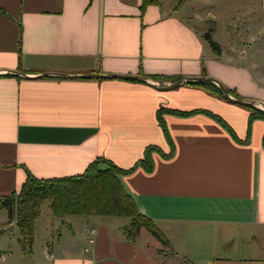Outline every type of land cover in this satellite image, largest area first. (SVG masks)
<instances>
[{
	"label": "crops",
	"instance_id": "1",
	"mask_svg": "<svg viewBox=\"0 0 264 264\" xmlns=\"http://www.w3.org/2000/svg\"><path fill=\"white\" fill-rule=\"evenodd\" d=\"M146 1L0 0V196L18 194L28 174L78 176L97 158L130 169L154 146L161 152L151 154V171L138 167L121 183L168 244L144 228L129 239V220L60 218L48 205L26 249L16 220L0 209V264H163L166 255L187 264H264V120L249 122L244 106L186 85L204 69L264 110L261 23L227 26L246 42H216L217 55L203 39L211 15L186 14L189 0L167 8ZM172 79L183 83L159 89ZM237 241L247 243L235 251ZM163 247L168 253L159 254Z\"/></svg>",
	"mask_w": 264,
	"mask_h": 264
},
{
	"label": "trees",
	"instance_id": "2",
	"mask_svg": "<svg viewBox=\"0 0 264 264\" xmlns=\"http://www.w3.org/2000/svg\"><path fill=\"white\" fill-rule=\"evenodd\" d=\"M145 2L148 1L145 0ZM203 39L209 43L211 49L217 55H220V47L212 41L210 33L204 34ZM143 76L161 82L165 80L162 76ZM202 76L204 78L206 76L204 69ZM172 80L176 82L179 79ZM186 85L200 87L210 94L224 99L221 90L212 82H187ZM227 92L234 98L239 99V97L233 95L234 91L227 89ZM244 107L250 111L249 122L254 119L264 120V111L256 109L253 105ZM192 113L176 112V114L182 116ZM162 114V109H159L157 119L165 138L171 146L170 156L172 155L173 146L163 123ZM211 116L232 134L231 129L222 119L215 115ZM154 152L160 153L161 151L154 146L147 147L143 158L130 169H122L108 159L97 158L86 168L83 174L78 176L39 180L28 174L18 194L11 193L0 196V209H5L8 212L9 220H16L23 247L26 249H29L32 244L34 221L39 215L41 204L46 200L49 201V207L56 217L126 218L129 220V224L123 230L129 239L136 238L140 229L144 228L161 244L167 245L168 240L164 234L151 219L139 211L133 197L121 183L122 176L132 173L138 167L150 172L152 169L151 154ZM162 155L167 157V155Z\"/></svg>",
	"mask_w": 264,
	"mask_h": 264
},
{
	"label": "rangeland",
	"instance_id": "3",
	"mask_svg": "<svg viewBox=\"0 0 264 264\" xmlns=\"http://www.w3.org/2000/svg\"><path fill=\"white\" fill-rule=\"evenodd\" d=\"M163 7L167 8L172 1L174 0H163ZM180 0H175L174 4H177ZM185 1V0H183ZM260 0H189L183 6V11L188 14L191 12V9H194V13H198L201 18L205 19L206 21L210 19V15L213 18V22L207 21V25L202 24L203 28H205L206 33H210V36L213 40L222 46H227L229 43L241 45V43L246 42V38L244 39L243 36L234 35L227 32V26H234L236 22H250L251 26L256 27L258 22H260L261 26V34H260V46H261V54L259 55L261 59L260 70H261V88H264V7ZM261 7V9H260ZM181 15V14H179ZM198 23V21H197ZM240 32V30L238 31ZM256 34V33H255ZM232 38V40H231ZM257 44V45H258ZM258 45V48H259ZM247 61V60H245ZM155 83H160L159 80H153ZM216 85L218 87L219 82L216 81ZM221 85V84H220ZM219 88V87H218ZM264 111V110H261ZM49 201L46 200L41 204V210L45 211L48 209ZM3 210L0 211V218ZM111 219L119 220V221H126V218L120 217H111ZM147 231L146 229H144ZM145 233V232H144ZM147 233H149L147 231ZM150 234V233H149ZM151 235V234H150ZM152 236V235H151ZM153 237V236H152ZM154 238V237H153ZM155 239V238H154ZM156 240V239H155ZM140 243H142V238L139 239ZM247 243V242H246ZM245 242L237 241L235 246V251L237 247L245 246ZM251 244V243H248ZM263 244L261 242V238L259 239L257 245L261 246ZM166 247H163V250L160 251L159 254L168 253ZM163 264H187L184 260H180L175 258L172 255H166L163 257ZM151 263V261L149 260Z\"/></svg>",
	"mask_w": 264,
	"mask_h": 264
},
{
	"label": "water",
	"instance_id": "4",
	"mask_svg": "<svg viewBox=\"0 0 264 264\" xmlns=\"http://www.w3.org/2000/svg\"><path fill=\"white\" fill-rule=\"evenodd\" d=\"M83 78H104V76H99V75H85L83 76ZM106 78H113V79H116V78H121V79H132L133 77L129 76V75H120V76H117V75H111L109 77H106ZM188 82H212V83H216V81L214 79H211V78H204V77H197V78H193V79H188L187 80ZM183 83V81H177L173 84H170V85H167V86H163V87H160L159 89L160 90H163V91H167V90H171V89H174L176 87H179L181 84ZM218 87L219 89L221 90L222 92V95L224 97V100L230 102V103H234V104H237V105H241V106H246V105H253L252 102H249V101H244V100H241V99H236V98H233L231 95H229V93L227 92V90L220 84H218ZM264 107V106H263ZM20 201V200H19Z\"/></svg>",
	"mask_w": 264,
	"mask_h": 264
},
{
	"label": "built area",
	"instance_id": "5",
	"mask_svg": "<svg viewBox=\"0 0 264 264\" xmlns=\"http://www.w3.org/2000/svg\"><path fill=\"white\" fill-rule=\"evenodd\" d=\"M93 241L92 240H90V243H92ZM87 251V250H86Z\"/></svg>",
	"mask_w": 264,
	"mask_h": 264
}]
</instances>
